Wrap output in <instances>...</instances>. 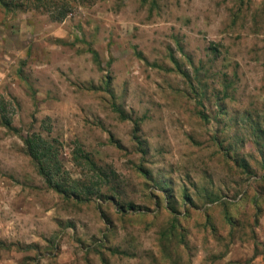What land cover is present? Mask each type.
I'll use <instances>...</instances> for the list:
<instances>
[{"label":"rangeland","instance_id":"374dc122","mask_svg":"<svg viewBox=\"0 0 264 264\" xmlns=\"http://www.w3.org/2000/svg\"><path fill=\"white\" fill-rule=\"evenodd\" d=\"M61 1L0 8V264H264V0Z\"/></svg>","mask_w":264,"mask_h":264},{"label":"trees","instance_id":"16d2710c","mask_svg":"<svg viewBox=\"0 0 264 264\" xmlns=\"http://www.w3.org/2000/svg\"><path fill=\"white\" fill-rule=\"evenodd\" d=\"M0 8L6 11H39L47 14L50 21L53 22L62 21L70 13L68 4L61 0H0ZM1 124L6 129L13 130L7 119H4ZM259 133L264 136L262 129ZM21 140L26 155L34 164L37 173L48 189L65 199L71 198L76 201L89 199L88 196L92 195L91 192L81 189L79 182L68 177L62 167L58 158V149L52 145L56 143L55 140L41 137L39 134H28ZM87 162L91 164L90 161ZM186 200L189 199L186 197Z\"/></svg>","mask_w":264,"mask_h":264}]
</instances>
